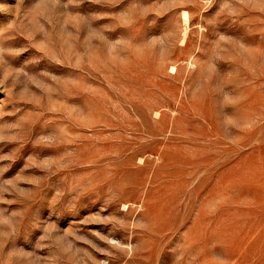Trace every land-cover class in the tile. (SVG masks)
I'll list each match as a JSON object with an SVG mask.
<instances>
[{
    "label": "rangeland",
    "instance_id": "rangeland-1",
    "mask_svg": "<svg viewBox=\"0 0 264 264\" xmlns=\"http://www.w3.org/2000/svg\"><path fill=\"white\" fill-rule=\"evenodd\" d=\"M0 264H264V0H0Z\"/></svg>",
    "mask_w": 264,
    "mask_h": 264
}]
</instances>
